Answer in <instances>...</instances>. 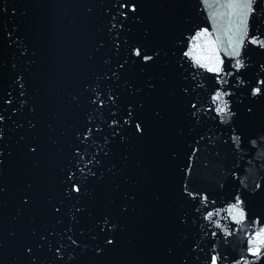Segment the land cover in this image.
I'll return each mask as SVG.
<instances>
[{
  "label": "snow or ice",
  "instance_id": "snow-or-ice-1",
  "mask_svg": "<svg viewBox=\"0 0 264 264\" xmlns=\"http://www.w3.org/2000/svg\"><path fill=\"white\" fill-rule=\"evenodd\" d=\"M69 4L46 84L7 32L0 264H264V0Z\"/></svg>",
  "mask_w": 264,
  "mask_h": 264
},
{
  "label": "water",
  "instance_id": "water-1",
  "mask_svg": "<svg viewBox=\"0 0 264 264\" xmlns=\"http://www.w3.org/2000/svg\"><path fill=\"white\" fill-rule=\"evenodd\" d=\"M195 2V0H193ZM187 8L170 10V15L175 19L177 26L181 25L182 17L190 11ZM0 59L11 61L15 45L12 49L6 47L7 32L14 27L22 37L26 38L29 45L28 55L20 57L18 63L27 64L28 57L36 61L31 65V71L35 74L30 79H35L38 85L48 83L50 74L70 61L75 60V35L79 26V10L69 4V0H0ZM15 12V15H13ZM67 12V17L64 15ZM72 19L73 24L67 21ZM206 20V13L198 18ZM209 27L210 24L208 25ZM56 65L57 68H53ZM6 71L3 76L7 79ZM55 82V81H53ZM251 183V181H249ZM139 207V205H138ZM143 213L129 221L128 229L136 230L140 226L139 218Z\"/></svg>",
  "mask_w": 264,
  "mask_h": 264
}]
</instances>
